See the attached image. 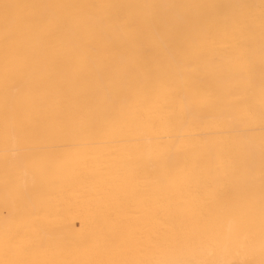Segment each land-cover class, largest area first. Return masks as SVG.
<instances>
[{"label": "bare ground", "instance_id": "obj_1", "mask_svg": "<svg viewBox=\"0 0 264 264\" xmlns=\"http://www.w3.org/2000/svg\"><path fill=\"white\" fill-rule=\"evenodd\" d=\"M0 264H264V0H0Z\"/></svg>", "mask_w": 264, "mask_h": 264}]
</instances>
